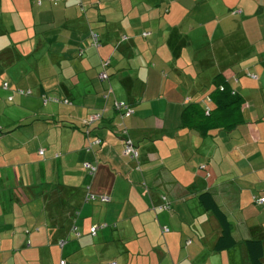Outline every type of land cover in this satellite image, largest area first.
Here are the masks:
<instances>
[{
	"label": "crops",
	"instance_id": "1",
	"mask_svg": "<svg viewBox=\"0 0 264 264\" xmlns=\"http://www.w3.org/2000/svg\"><path fill=\"white\" fill-rule=\"evenodd\" d=\"M262 42L264 0H0V264H249L244 242H264ZM225 80L241 120L203 123ZM114 100L133 110L138 165ZM201 192L231 225L228 251H212L220 228Z\"/></svg>",
	"mask_w": 264,
	"mask_h": 264
},
{
	"label": "trees",
	"instance_id": "2",
	"mask_svg": "<svg viewBox=\"0 0 264 264\" xmlns=\"http://www.w3.org/2000/svg\"><path fill=\"white\" fill-rule=\"evenodd\" d=\"M51 1L54 5H56L57 3L64 1V0H51ZM76 1H79V0H76ZM36 3L39 5L40 1H37ZM93 36L96 37L95 43L97 44V46L93 45V42H92ZM89 39H90L91 46L93 48L97 49L99 47V40H98L97 34L93 31H90ZM107 67H108V62L102 61L100 64V72L97 75V79L100 82L107 81V79H108V75L106 73ZM101 73H104L106 75V77L102 80L99 79V75ZM247 76L250 77L251 79H255V77H256L254 74H247ZM253 76H255V77H253ZM231 81L233 83H236L237 79L233 78ZM20 91L24 92V95L30 94L29 91H24V90H20ZM110 93H112L111 88H107L104 95H103L104 100H107V97L110 95ZM206 101L209 103L212 101L215 104V108L211 109V107H209L208 103H204V106L202 108V115L204 117L203 123L212 121L213 117L218 118V119L221 118L222 119L221 122L225 123V126L228 127V125H230V123H231L230 122L231 118H232V121H234L233 122L234 126H236L238 124V122L241 120L240 106L242 103V99L237 95L236 90L230 86V82L228 80L220 82V84L217 85V88L214 90V92H212V94H210L209 96H206L205 102ZM47 102L68 104L67 100L60 101L57 99H47V98L45 99L44 98L43 104H46ZM116 102H121V101L114 100L113 101V109L115 110V113H116L117 119H118V132H117V134L119 135V138L121 140L122 152H123V148L125 145L124 142L126 140L130 141L132 148L137 153V157L135 159H130L128 156H125V157L131 161H134L136 163V165H138V149L136 148V146L134 145L132 140L129 138L128 132H127L128 130L124 126V123H123L126 118H129L133 114V110H132L130 105L126 104L125 102H122V103H124V105H126L128 108H130L132 110L131 114L125 116L124 110H120V109H117L115 107ZM205 111L208 112L207 116L205 115ZM102 114H103V112L99 111L98 113H94L92 115H98L99 116L98 120H100V119H102ZM92 115H89L83 121V125H84V127H86V129H88L90 126L87 124V121H88V118ZM218 119H216V121H218ZM223 123L220 124V122H219V125L223 126ZM228 129H230V128H228ZM224 130H226V129H224ZM86 132L88 133L89 131L86 130ZM1 133L5 134V132H1ZM96 141L98 142V144H94V142H96ZM101 144H102V141L100 139L93 138L91 141H89L87 148L90 149V148H92L93 145H99L100 146ZM88 173L90 174L89 171H88ZM93 174H90V175L92 176ZM90 196H93L94 199L90 200L89 199ZM100 198L101 197H97V196H94L92 194H88V196L86 197V201L87 202H102V201H100ZM106 199H107V201H105V203L109 201L108 198H106ZM197 199H198V202L200 203V205L203 207V209L205 211L210 212L213 215V217L216 219L217 223L219 224V228H220L219 236L217 237L216 241L213 244L212 251L214 253H221V252L228 251L231 248H233L236 245V241L234 240V238L232 237V234H231V225L227 221L225 214L220 209V207L217 205V203L214 200V198L212 197V195L209 192H201L197 195ZM162 200H164V198H162ZM257 200H262L263 202L261 204L264 203L263 199H256L255 200L256 203H257ZM261 204H259V205H261ZM101 226H103V228L105 227V225H95V226H92L91 228L98 227V229H100V228H102ZM91 228H90V230H91ZM90 230H89V234L92 235L90 233ZM162 231H163V229H162ZM163 232H167V231H163ZM75 235L79 236V233L77 231H75ZM92 236H94V235H92ZM62 243L63 242H59L58 245L61 246ZM244 249H245V254H246V257L248 259L249 264H264V242L263 241H261V240H250V239L246 240L244 242ZM111 263H109V264H111Z\"/></svg>",
	"mask_w": 264,
	"mask_h": 264
},
{
	"label": "built area",
	"instance_id": "3",
	"mask_svg": "<svg viewBox=\"0 0 264 264\" xmlns=\"http://www.w3.org/2000/svg\"><path fill=\"white\" fill-rule=\"evenodd\" d=\"M92 40H93L92 41L93 42V45L94 46H97V44L95 43L96 42V37L93 36ZM105 77H106V75L104 73H101L99 75V79L100 80L104 79ZM18 93L24 95V92H22L20 90L18 91ZM115 107L117 109L124 110L125 116H127V115H129V114L132 113V110L130 108H128L126 105H124V103H122V102H116L115 103ZM205 115L207 116L208 115V112L205 111ZM98 119H99V116L98 115H92V116H90L88 118L87 124L88 125H91L94 122H96ZM124 143H125V145H124L123 152H122L123 155L124 156H128L130 159H135L137 157V153L132 148L130 141L126 140ZM94 144H98V142L96 141V142H94ZM39 154H42V152H39ZM83 166H84L85 169H87L90 172V174H93L95 172V168L92 167L91 165L84 164ZM89 199L90 200H93L94 197L93 196H90ZM100 201L105 202V201H107V199L105 197H101L100 198ZM262 202H263L262 200H257V203L258 204H261ZM101 227H103V226H101ZM97 230H98V227H93V228H91L90 233L92 235H95V233H96ZM163 231H167V229L166 228H163ZM61 264H63V262H61ZM111 264H115V263L112 262Z\"/></svg>",
	"mask_w": 264,
	"mask_h": 264
},
{
	"label": "rangeland",
	"instance_id": "4",
	"mask_svg": "<svg viewBox=\"0 0 264 264\" xmlns=\"http://www.w3.org/2000/svg\"><path fill=\"white\" fill-rule=\"evenodd\" d=\"M250 44H251V42H250ZM259 44H264V42H262V43H257V44H252V46H258ZM237 70L236 69H234V73L236 72ZM234 76H236V77H238V74H234ZM253 77H255V76H253ZM32 156H35V154H33ZM28 169V168H27ZM6 172V171H5ZM7 172H8V174L10 175V171L9 170H7ZM140 255H138V258L140 259L141 257H142V255H143V253H139ZM53 264H55L57 261H56V257H53Z\"/></svg>",
	"mask_w": 264,
	"mask_h": 264
}]
</instances>
